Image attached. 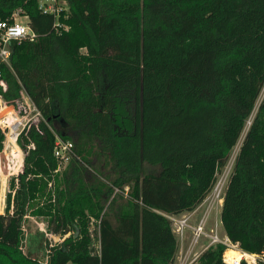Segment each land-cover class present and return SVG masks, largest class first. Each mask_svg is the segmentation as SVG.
Returning <instances> with one entry per match:
<instances>
[{"label": "trees", "instance_id": "16d2710c", "mask_svg": "<svg viewBox=\"0 0 264 264\" xmlns=\"http://www.w3.org/2000/svg\"><path fill=\"white\" fill-rule=\"evenodd\" d=\"M64 1L58 21L68 30L56 33L38 0H0V19L21 10L37 35L0 64L1 98L11 103L24 91L41 114L17 142L26 155L0 214V264H43L40 253L46 264H174L167 216L203 203L264 87V0ZM55 135L75 153L56 174ZM4 140L0 131V152ZM82 164L99 176L84 181ZM145 165L157 171L144 173ZM30 217L69 236L49 248L38 233L22 253ZM220 223L241 249L264 252V96L228 177ZM223 249L193 264H221Z\"/></svg>", "mask_w": 264, "mask_h": 264}, {"label": "built area", "instance_id": "2783aa9c", "mask_svg": "<svg viewBox=\"0 0 264 264\" xmlns=\"http://www.w3.org/2000/svg\"><path fill=\"white\" fill-rule=\"evenodd\" d=\"M38 8L43 14L51 15L54 18V29L56 33H59L60 30H68V27L66 25L61 24L58 21L60 13L68 11V4L66 1L38 0ZM36 39V33L31 30L28 24V18L27 16L22 15L21 10H16L7 19H0V64L9 66L12 47L14 45L19 44L21 42H34ZM2 90H5V84L1 79L0 73V91ZM4 108H12L14 115H12L11 112L0 117V131L4 135L7 143L10 138H13V143L15 144V146H17V142L21 133L27 132L33 126L36 127L39 120L41 119V114L29 100L27 94L24 91L21 92L19 99L11 103L3 101L0 95V112ZM10 115L11 122H9L8 120ZM30 115H32V117H30ZM30 148L33 149V145L27 147V149ZM52 156L57 162V169L54 171V174L62 172L70 163V161L75 157L73 143L71 141H64L57 135H55ZM22 172L23 169L19 174H21ZM19 174H17V176ZM49 186L51 185L49 184ZM225 186V178H221L220 180L216 181L213 189L208 194L203 203L200 205L205 206V208L203 216L198 220L197 225L191 226L189 224V221L191 220L192 216L195 214L196 211L186 213L181 217H167L171 221V223L176 226V231L181 240L183 239L184 232L186 229H190L192 231L193 240L191 246L198 244L201 236L206 237L208 239V244L202 252L208 250L211 247H215L218 245L222 246L224 249L221 257V264H264V252L250 253L241 249L237 244L232 243L225 235V233L222 236L219 235L217 228L211 234L205 233L204 228L206 219L210 215V212L213 209L214 205L218 204L219 206V204L223 201ZM38 227L39 231L44 233L45 236L48 237L47 239L49 248L53 247L55 244L62 242L64 238L69 236V234L64 236L63 238H60L58 236L57 240L53 239L51 241L50 238L52 239V234H49L47 233V231H45L44 224L40 223ZM21 230L23 233H25V227L23 223L21 226ZM96 236H98V226ZM24 243L25 240L23 238L19 245V250L22 253H25ZM199 255L195 256L192 259H188L187 255L184 258L181 257L178 261V264H193ZM46 261L47 257L42 263L46 264Z\"/></svg>", "mask_w": 264, "mask_h": 264}, {"label": "rangeland", "instance_id": "374dc122", "mask_svg": "<svg viewBox=\"0 0 264 264\" xmlns=\"http://www.w3.org/2000/svg\"><path fill=\"white\" fill-rule=\"evenodd\" d=\"M264 96V87L261 91V94L255 104V108L253 110V113L250 117V119L247 121L246 125H245V129L243 131V133L241 134L236 146L233 148V150L231 151L230 154V159L226 165V167L224 168V170L222 171V173L218 176L217 181L220 180L221 178H225L226 183L228 180V177L231 173V170L233 168V164H234V160L235 157L239 151L240 145L244 139V136L249 128V125L252 121V119L254 118L256 111L258 109V106L262 100ZM12 112V113H11ZM11 113L12 115H14L12 108H4L1 112H0V117L5 115V114H9ZM30 117H32V115H30ZM9 122H11V115L9 116ZM13 146V145H12ZM11 144L7 141L6 139L4 140V144H3V152H0V214L4 213V208H5V204H6V196L9 192V188H8V183L10 178L17 176V174H19L21 172V170L23 169V164H24V156L25 153L20 149V147L17 145L12 147ZM83 165V164H82ZM85 171L83 174V179L86 182H90L92 181V179L96 178V175L98 174H94L93 169L91 170V168L87 167V165H83ZM157 168H151L147 165H145L144 167V173H148V172H156ZM17 172V173H16ZM110 172V166H106L104 173H108ZM16 173V174H15ZM61 173V172H60ZM99 176V175H98ZM52 183V182H51ZM54 184V182H53ZM52 184V185H53ZM61 187L63 188V186L61 185ZM3 201H4V205H3ZM218 204H215L213 209L210 212V215L207 217L206 222H205V233L206 234H211L213 233L216 228L218 231L219 235H223L224 231L222 228V225L220 223V214L218 212L217 214V210H218ZM204 208L205 206H201L198 210H196L195 214L192 216L191 220L189 221V224L191 226H195L197 225L198 220L203 216V212H204ZM42 223L44 224V228L46 231V220L45 219H38V218H34V217H30L28 219H26L23 224L25 227V233H24V248L25 251L27 253V249L29 247V239H33L37 236L38 233L43 234L44 239L48 240L45 236L44 233L39 231V227L38 225ZM97 226H98V221L91 219L90 221V233L92 236V241L93 244L96 248H98V244H97ZM172 231L173 234L175 236V239L177 241V252L175 255V260H174V264H178V261L181 257H186V255L188 256V259H192L195 256L199 255L204 248L207 246L208 244V239L204 236H201V238L199 239L198 244L191 246L192 244V240H193V233L190 229H186L184 232V236L183 239L181 240L179 238V235L176 231V226L172 223ZM57 240L58 239V235H52V239L50 238V240ZM38 260L40 262H44L45 258L43 257V254L40 253L37 256ZM68 264H73V263H68Z\"/></svg>", "mask_w": 264, "mask_h": 264}, {"label": "crops", "instance_id": "0c3cea01", "mask_svg": "<svg viewBox=\"0 0 264 264\" xmlns=\"http://www.w3.org/2000/svg\"><path fill=\"white\" fill-rule=\"evenodd\" d=\"M200 207H201V206H199L196 210H198ZM221 207H222V202L219 204V207H218V210H217V214H218V212H219V214H220ZM196 210H195V211H196ZM193 212H194V211H193ZM184 214H186V213H184ZM184 214L178 215L177 217H181V216H183ZM172 232H173V231H172Z\"/></svg>", "mask_w": 264, "mask_h": 264}, {"label": "bare ground", "instance_id": "6f19581e", "mask_svg": "<svg viewBox=\"0 0 264 264\" xmlns=\"http://www.w3.org/2000/svg\"><path fill=\"white\" fill-rule=\"evenodd\" d=\"M14 128V127H13ZM8 142L11 144V146L13 145L14 146V143H13V138H10V140H8ZM12 146V147H13ZM15 147V146H14Z\"/></svg>", "mask_w": 264, "mask_h": 264}]
</instances>
